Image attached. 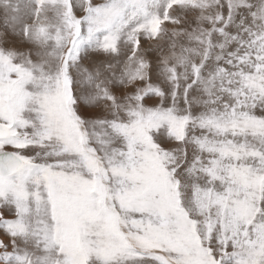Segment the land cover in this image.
Returning <instances> with one entry per match:
<instances>
[{"label":"snow or ice","instance_id":"snow-or-ice-1","mask_svg":"<svg viewBox=\"0 0 264 264\" xmlns=\"http://www.w3.org/2000/svg\"><path fill=\"white\" fill-rule=\"evenodd\" d=\"M0 264H264V0H0Z\"/></svg>","mask_w":264,"mask_h":264}]
</instances>
